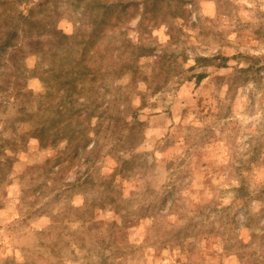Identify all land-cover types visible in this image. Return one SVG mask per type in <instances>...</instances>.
I'll use <instances>...</instances> for the list:
<instances>
[{
    "label": "rangeland",
    "instance_id": "1",
    "mask_svg": "<svg viewBox=\"0 0 264 264\" xmlns=\"http://www.w3.org/2000/svg\"><path fill=\"white\" fill-rule=\"evenodd\" d=\"M143 1L0 0V264H264V0Z\"/></svg>",
    "mask_w": 264,
    "mask_h": 264
},
{
    "label": "trees",
    "instance_id": "2",
    "mask_svg": "<svg viewBox=\"0 0 264 264\" xmlns=\"http://www.w3.org/2000/svg\"><path fill=\"white\" fill-rule=\"evenodd\" d=\"M141 4L143 8L146 9V14L150 15V12L152 11V16L150 18V21H152V19L158 18L160 20V23L164 22L165 14L162 12V8L161 6L158 5V3H152V4L148 3L147 4V0H144L143 3L141 2ZM102 7H104V5ZM114 25L115 23L110 22L107 19L106 15L100 16L97 22V25L92 24V23L91 25L89 24L87 25V26H90V31H89L87 38L86 39L84 38L85 40L81 41L80 43H74V44H69V43L66 44L65 42V40H73L74 37L72 38V36H69L65 34L64 32L62 33L60 31H57L53 28L56 34L53 32V30H51L50 33L53 35L51 39H54V38L59 39L58 41L59 45L55 43V45L58 47L59 52H55L53 62H55V65L59 66L58 67L59 69H61L62 68L61 66H64V65L75 64L78 67L84 64L87 65L86 63L92 59H93L92 62L95 63L94 62L95 58H99V59L102 58L101 57L102 55H100V53L103 49V42L106 39L107 33L111 31L112 29L111 27ZM116 25H118L117 21H116ZM16 32L17 31L12 32L10 37L7 38L6 42L0 45V53H3L4 55H6L8 54L9 49L17 48L15 43H16V40L20 38V35ZM57 34L60 35V38L56 37ZM47 42L51 43L53 41L47 40ZM47 42L46 40L36 39L30 44L32 46H42L43 47L44 43L48 44ZM64 47L67 48L66 51L64 50ZM42 50H44V47L42 48ZM72 73L75 75L74 77H76L79 74L75 71H72ZM61 83L63 84V86L66 85L65 82H61ZM44 132L45 134H43ZM39 134L40 136H35L33 138L38 139L42 148H47L50 144L55 145L60 142H63V144L66 143V147H67L69 146V144H72L70 142H73V140L69 136H66L65 134L62 135L57 132L52 135L53 137H55V139L52 141L50 140L49 136H46V129H43L42 132H39ZM48 141H51V143H49ZM66 147H64V149L60 151L59 154H65ZM63 165L64 163L61 162V160L58 158V162L55 163V165L52 167V169H55L54 173L56 175L62 173L63 168H64Z\"/></svg>",
    "mask_w": 264,
    "mask_h": 264
}]
</instances>
